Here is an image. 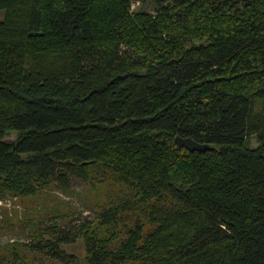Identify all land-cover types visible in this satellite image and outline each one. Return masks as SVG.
Listing matches in <instances>:
<instances>
[{"label": "trees", "instance_id": "obj_1", "mask_svg": "<svg viewBox=\"0 0 264 264\" xmlns=\"http://www.w3.org/2000/svg\"><path fill=\"white\" fill-rule=\"evenodd\" d=\"M255 99L264 0H0V192L106 174L139 209L117 244L116 229L82 225L83 255L62 254L63 232L35 233L63 264H264ZM119 207L101 211L102 228Z\"/></svg>", "mask_w": 264, "mask_h": 264}, {"label": "rangeland", "instance_id": "obj_2", "mask_svg": "<svg viewBox=\"0 0 264 264\" xmlns=\"http://www.w3.org/2000/svg\"><path fill=\"white\" fill-rule=\"evenodd\" d=\"M131 8L133 11L154 13L152 1H134ZM254 111L255 116L263 121L264 104L261 99L254 100ZM15 137V131L6 135L9 141ZM250 140L251 147L258 145L255 135ZM104 176V182L94 179L93 183L72 176L67 188L51 181L47 186L38 187L35 194L29 196L0 192V256H3L0 264L6 261V264H63L37 250V240L33 236L35 233L42 234L46 241L54 240L59 232H63L62 238L71 237L72 240L61 243L63 249L67 250L62 251V254L83 255L80 236L82 225L96 227L100 236L109 235L111 230L116 229L113 244H117L118 239L125 237V225L133 226L140 214L133 200L119 193L118 187L106 178V174ZM175 204L172 199L170 205L177 207ZM115 205L123 208L115 214L117 223L102 228L98 223L101 211ZM13 251L18 255L17 262L13 260Z\"/></svg>", "mask_w": 264, "mask_h": 264}, {"label": "water", "instance_id": "obj_3", "mask_svg": "<svg viewBox=\"0 0 264 264\" xmlns=\"http://www.w3.org/2000/svg\"><path fill=\"white\" fill-rule=\"evenodd\" d=\"M174 142L177 147H183L189 151H204L209 148L207 144L199 143L193 140L191 137H182L176 135L174 138Z\"/></svg>", "mask_w": 264, "mask_h": 264}]
</instances>
